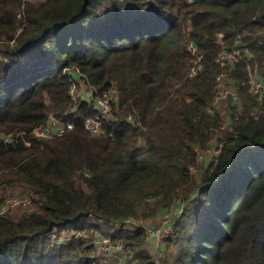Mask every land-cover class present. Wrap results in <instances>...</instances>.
<instances>
[{
    "label": "trees",
    "instance_id": "obj_1",
    "mask_svg": "<svg viewBox=\"0 0 264 264\" xmlns=\"http://www.w3.org/2000/svg\"><path fill=\"white\" fill-rule=\"evenodd\" d=\"M234 49L264 82V0H0V192L22 186L34 206L0 214V264H100L92 239L52 241L90 230L160 264L136 220L172 206L161 264H264V102L239 86L225 131L209 110L215 60ZM231 77L246 81L247 65ZM79 78L93 96L76 105ZM111 91L119 111L93 136L83 120ZM50 115L74 129L37 136Z\"/></svg>",
    "mask_w": 264,
    "mask_h": 264
},
{
    "label": "rangeland",
    "instance_id": "obj_2",
    "mask_svg": "<svg viewBox=\"0 0 264 264\" xmlns=\"http://www.w3.org/2000/svg\"><path fill=\"white\" fill-rule=\"evenodd\" d=\"M30 1L33 3H41L44 0ZM72 95L74 96L75 100L73 102L76 105H78L80 101H83V99L87 98L86 100H91V97L93 96L88 85L81 78L78 79V85L74 86V88L72 89ZM241 106H239V109L241 108ZM230 107L222 106L220 114L224 118V120L232 116ZM219 144L220 143L216 137L214 139V144L212 147L200 152L202 164L200 167L193 169V173L196 174L198 178L201 176L202 170L206 166L205 163L213 161L220 153L221 145ZM2 194L4 198V202L2 204L5 206L8 202L7 205L10 209L8 208L9 210L7 212H9L10 215L14 218L20 217L31 206L29 205L30 198L26 190L22 186H13L11 188H8L4 193L0 192V195ZM25 202L29 207L24 205ZM182 211L183 207L179 209L178 206H172L168 209L161 207L154 216H142L141 218L136 220L137 225L147 229V242L145 244L146 250L149 251L152 257L160 264L163 263L166 258V241L169 238L175 236L176 229L174 226V221L177 219V216L179 217L182 214ZM102 226L103 227L101 228L105 232V226ZM131 227L134 228L135 225L132 224ZM76 234H78V237L80 236L93 240L96 247L95 256L99 260L100 264H136V259L130 249H125L122 246L121 242H113L110 236H104L102 232H96L92 230H90V232L84 231L82 233H78L76 231H62L60 233L54 234L52 236V241L64 243L72 240Z\"/></svg>",
    "mask_w": 264,
    "mask_h": 264
},
{
    "label": "built area",
    "instance_id": "obj_3",
    "mask_svg": "<svg viewBox=\"0 0 264 264\" xmlns=\"http://www.w3.org/2000/svg\"><path fill=\"white\" fill-rule=\"evenodd\" d=\"M215 62L221 67L222 72L217 77L219 82L217 90L218 92L214 98L211 108L209 109L210 112L220 114L222 106L236 107L242 105L238 87L235 85L236 81L231 77V68L235 67V65L239 63H245L249 72V77L246 81L240 82V86H247L249 93L255 98L256 102H264V82L259 76L257 70L258 67L255 66L252 68L250 63L251 55L247 51L243 52L241 49H234L232 51L224 50L221 52ZM200 70L201 67L192 70L190 77L196 76ZM72 98L73 101H75L73 95ZM86 99H83V101H91ZM117 99L118 94L116 91H111L102 97L96 98L94 101L96 112L83 120V126L85 130L96 137L103 135L105 133L104 122L113 120L115 118V114L118 113L117 110L119 103ZM221 118V130L225 131L228 129V127H230V125H232V116L226 120H224L222 116ZM74 127L75 125L73 123H67L54 116H50L48 121L35 131V134L42 138L60 137L67 130H72ZM5 141L7 144L14 143V140L10 137H6ZM7 203L5 206H1L0 214H3L10 209ZM29 203V205H31L30 207L26 202L24 205L28 206L30 210H33L34 206L32 201L30 200Z\"/></svg>",
    "mask_w": 264,
    "mask_h": 264
},
{
    "label": "water",
    "instance_id": "obj_4",
    "mask_svg": "<svg viewBox=\"0 0 264 264\" xmlns=\"http://www.w3.org/2000/svg\"><path fill=\"white\" fill-rule=\"evenodd\" d=\"M235 85L237 86V87H239L240 86V82L239 81H236L235 82ZM80 237V236H79Z\"/></svg>",
    "mask_w": 264,
    "mask_h": 264
}]
</instances>
